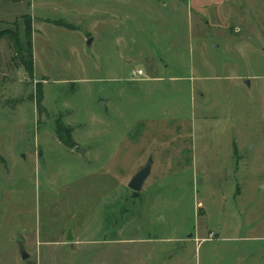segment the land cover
<instances>
[{
    "label": "rangeland",
    "instance_id": "rangeland-1",
    "mask_svg": "<svg viewBox=\"0 0 264 264\" xmlns=\"http://www.w3.org/2000/svg\"><path fill=\"white\" fill-rule=\"evenodd\" d=\"M28 15L33 76L0 41V264H264V0H0V30Z\"/></svg>",
    "mask_w": 264,
    "mask_h": 264
},
{
    "label": "trees",
    "instance_id": "trees-1",
    "mask_svg": "<svg viewBox=\"0 0 264 264\" xmlns=\"http://www.w3.org/2000/svg\"><path fill=\"white\" fill-rule=\"evenodd\" d=\"M25 29L23 35L21 30L15 28H6L0 30V41L7 39L12 44L16 53V59L20 65H23L30 76L34 75V43H33V24L31 17L25 16ZM1 60V59H0Z\"/></svg>",
    "mask_w": 264,
    "mask_h": 264
},
{
    "label": "water",
    "instance_id": "water-1",
    "mask_svg": "<svg viewBox=\"0 0 264 264\" xmlns=\"http://www.w3.org/2000/svg\"><path fill=\"white\" fill-rule=\"evenodd\" d=\"M91 43H92V37H90L88 39V41H87L88 46H91ZM100 106L101 107H104V102H101ZM74 149H78V147H75ZM79 150L82 151V152H84V148H80ZM153 165H154V158H153L152 155H150L148 157L147 162L144 165H142L139 168V170L131 178L128 186L133 191V193H132L133 202H135V199L137 197H139L140 192L142 191L146 180L151 175L152 169H153ZM68 239L69 240L72 239L71 231L69 232ZM28 256H29V254L26 253V251L23 248V258L25 259Z\"/></svg>",
    "mask_w": 264,
    "mask_h": 264
},
{
    "label": "built area",
    "instance_id": "built-area-1",
    "mask_svg": "<svg viewBox=\"0 0 264 264\" xmlns=\"http://www.w3.org/2000/svg\"><path fill=\"white\" fill-rule=\"evenodd\" d=\"M138 73H139L140 75H142V74H144V71H143V70H140V71H138Z\"/></svg>",
    "mask_w": 264,
    "mask_h": 264
}]
</instances>
